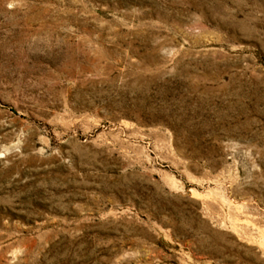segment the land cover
Instances as JSON below:
<instances>
[{"label": "rangeland", "instance_id": "374dc122", "mask_svg": "<svg viewBox=\"0 0 264 264\" xmlns=\"http://www.w3.org/2000/svg\"><path fill=\"white\" fill-rule=\"evenodd\" d=\"M0 264H264V0H0Z\"/></svg>", "mask_w": 264, "mask_h": 264}]
</instances>
